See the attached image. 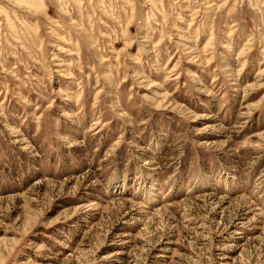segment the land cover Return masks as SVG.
<instances>
[{
	"label": "rangeland",
	"instance_id": "rangeland-1",
	"mask_svg": "<svg viewBox=\"0 0 264 264\" xmlns=\"http://www.w3.org/2000/svg\"><path fill=\"white\" fill-rule=\"evenodd\" d=\"M0 264H264V0H0Z\"/></svg>",
	"mask_w": 264,
	"mask_h": 264
}]
</instances>
